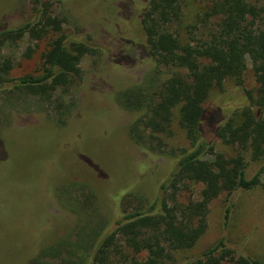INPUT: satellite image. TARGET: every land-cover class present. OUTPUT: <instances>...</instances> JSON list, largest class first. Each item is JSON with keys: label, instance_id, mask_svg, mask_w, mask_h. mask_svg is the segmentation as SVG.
<instances>
[{"label": "trees", "instance_id": "1", "mask_svg": "<svg viewBox=\"0 0 264 264\" xmlns=\"http://www.w3.org/2000/svg\"><path fill=\"white\" fill-rule=\"evenodd\" d=\"M31 1L32 19L13 27L0 22V94L17 100L29 95L43 102L55 99L56 110L65 116L70 108L63 98L80 83L82 58L99 56L102 48L90 38L64 35L67 18L55 12L50 0ZM185 1L148 0L139 26L150 70L138 84L113 96L117 107L131 115V141L172 163L157 192L150 198L139 191L122 194L117 199L120 215L111 225L101 215L92 187L78 181L59 185L52 198L73 216L72 234L42 247L27 264H180L176 254L206 234L213 201L255 187L264 192V0H203L197 22L201 18L204 26L212 24L196 40L184 34L197 22L183 35L174 29L182 21ZM26 37L48 43L41 73L11 77L19 65L11 52ZM248 70L252 83L247 89ZM215 96L223 104L210 109ZM173 120L186 145L166 152L161 137L171 133ZM216 141L233 153L217 151ZM250 163L259 166L248 178ZM181 264L264 260L221 239Z\"/></svg>", "mask_w": 264, "mask_h": 264}, {"label": "rangeland", "instance_id": "2", "mask_svg": "<svg viewBox=\"0 0 264 264\" xmlns=\"http://www.w3.org/2000/svg\"><path fill=\"white\" fill-rule=\"evenodd\" d=\"M50 2L56 13L67 18L64 35L90 38L102 52L82 58L80 83L63 98L70 108L65 116L56 110L55 99L43 102L29 95L17 100L0 94V139L5 150L2 157L0 142V264H27L42 247L72 234L73 216L52 198L59 185L78 181L92 187L101 215L112 225L120 215L117 199L127 191L152 197L172 165L167 158L143 151L131 141L127 133L131 115L113 100L115 93L138 84L150 70L139 26L148 0ZM204 9L203 0L185 1L182 21L174 29L183 35L199 15L202 18ZM33 13L31 0H0V22L12 27L29 21ZM201 18L195 28L188 27L186 38L196 40L207 31L205 27L212 22L204 26ZM47 49L46 39L32 42L26 37L11 52L19 65L10 76L40 74ZM251 83L248 70L247 89ZM222 104L215 96L208 107ZM161 138L167 143L162 148L166 152L186 145L177 120L172 122L171 133ZM215 148L233 153L219 141ZM258 166L249 164L248 178ZM221 239L238 252L264 260V192L260 187L213 201L206 234L192 248L177 253L175 260L185 263Z\"/></svg>", "mask_w": 264, "mask_h": 264}]
</instances>
